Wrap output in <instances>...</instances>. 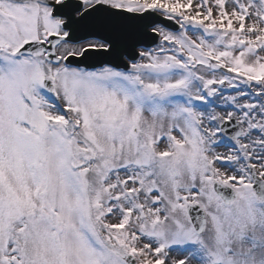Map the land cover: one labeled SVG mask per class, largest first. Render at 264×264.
Instances as JSON below:
<instances>
[{"label":"snow or ice","instance_id":"obj_1","mask_svg":"<svg viewBox=\"0 0 264 264\" xmlns=\"http://www.w3.org/2000/svg\"><path fill=\"white\" fill-rule=\"evenodd\" d=\"M0 264H264V0H0Z\"/></svg>","mask_w":264,"mask_h":264}]
</instances>
